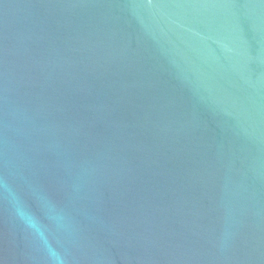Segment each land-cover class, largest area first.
<instances>
[{
	"label": "water",
	"instance_id": "95a60500",
	"mask_svg": "<svg viewBox=\"0 0 264 264\" xmlns=\"http://www.w3.org/2000/svg\"><path fill=\"white\" fill-rule=\"evenodd\" d=\"M0 264H264V0H0Z\"/></svg>",
	"mask_w": 264,
	"mask_h": 264
}]
</instances>
